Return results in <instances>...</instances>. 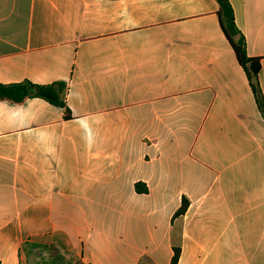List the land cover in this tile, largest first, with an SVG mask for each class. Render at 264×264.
Segmentation results:
<instances>
[{"label": "crops", "instance_id": "obj_1", "mask_svg": "<svg viewBox=\"0 0 264 264\" xmlns=\"http://www.w3.org/2000/svg\"><path fill=\"white\" fill-rule=\"evenodd\" d=\"M229 1L264 101V0ZM217 10L0 0V82L70 114L0 98L1 264H264V114Z\"/></svg>", "mask_w": 264, "mask_h": 264}, {"label": "trees", "instance_id": "obj_2", "mask_svg": "<svg viewBox=\"0 0 264 264\" xmlns=\"http://www.w3.org/2000/svg\"><path fill=\"white\" fill-rule=\"evenodd\" d=\"M218 3L217 16L220 27L230 43L237 61L245 70L251 88L255 94L257 103L261 112L264 114V101L260 95L259 87L256 82V76L260 69V58L247 55L244 36L237 28L234 20L233 8L229 0H216ZM65 84L57 81L50 84H36L30 81L1 83L0 82V98L6 99L14 103H20L27 97H41L53 105L64 106L65 117H69V110L62 96L64 95ZM137 192H146L147 187L144 183L137 182L135 184ZM189 205L186 197L182 198L179 208L175 211L174 216H179L185 213ZM30 246V244H28ZM41 248V246H39ZM180 256V247L173 248V255L168 264H177ZM1 264V263H0Z\"/></svg>", "mask_w": 264, "mask_h": 264}]
</instances>
